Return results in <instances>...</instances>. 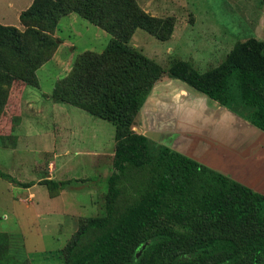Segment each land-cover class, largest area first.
<instances>
[{"label":"trees","instance_id":"trees-1","mask_svg":"<svg viewBox=\"0 0 264 264\" xmlns=\"http://www.w3.org/2000/svg\"><path fill=\"white\" fill-rule=\"evenodd\" d=\"M69 12L111 38L101 53L77 57L51 97L114 124L115 172L108 178L105 213L79 223L64 247V264H264V193L133 130L166 72L264 131V40L236 42L221 63L203 72L181 59L165 71L129 41L138 28L169 39L174 17L150 15L135 0H82L74 7L68 0H33L19 15L24 33L0 23V109L21 88L13 82L39 87L35 70L43 55L33 45L59 41L36 27L54 28ZM106 16L113 22L103 21ZM15 56L29 65L16 68Z\"/></svg>","mask_w":264,"mask_h":264},{"label":"rangeland","instance_id":"rangeland-1","mask_svg":"<svg viewBox=\"0 0 264 264\" xmlns=\"http://www.w3.org/2000/svg\"><path fill=\"white\" fill-rule=\"evenodd\" d=\"M68 1L74 7L82 0ZM135 1L150 15L175 19L168 40L160 41L140 28L131 38L132 45L137 44L141 52L155 58L165 71L171 62L181 59L203 72L221 63L236 42L251 37L264 40V0ZM68 14L80 22L71 21ZM66 15L54 28L36 27L48 40L59 41L45 48L40 43L33 45L34 52L43 55L35 70L39 87L13 82L20 91L16 89L0 109V264H12L5 260V232L11 236L12 254L25 260L21 264H64V247L79 223L106 211L108 178L115 172V126L77 106L55 102L51 96L55 83L69 78L75 59L85 52L101 53L111 34L75 12ZM5 16L1 24L14 26L20 33L27 29L14 10ZM103 21L113 22L109 16ZM25 39L22 37V41ZM9 43L13 45L12 38ZM28 65L20 56L14 57L16 68ZM169 79L165 72L148 96L151 98L153 89L156 99L167 94ZM147 128V119L138 112L133 130L143 134ZM50 163L55 165L52 176L47 171ZM49 179L60 181L61 188L70 186L71 193L52 202L46 190L56 187L47 182ZM26 182L35 186L27 190ZM30 192L34 198L28 195Z\"/></svg>","mask_w":264,"mask_h":264},{"label":"crops","instance_id":"crops-1","mask_svg":"<svg viewBox=\"0 0 264 264\" xmlns=\"http://www.w3.org/2000/svg\"><path fill=\"white\" fill-rule=\"evenodd\" d=\"M32 1L0 0V23L5 21V15L10 10L15 11L19 20L20 13L27 9ZM68 16L67 18L72 19L71 21L80 22L76 16L72 14ZM63 22L61 20V23ZM81 24L89 29L85 23ZM129 42L131 43V39ZM133 46L138 47L137 44ZM149 58L155 60L151 56ZM169 80L171 85L167 89L170 91L167 94H160L159 99H156L157 92L153 89L151 98L147 97L139 111L143 118L147 119L148 128L144 129V133L146 131L157 132L159 133V144L168 145L173 150L216 169L255 191L263 192L264 131L220 106L217 101L197 93L185 82L175 78ZM162 138L164 141H160ZM52 164L50 163L47 169L50 176L55 170V165L53 164L52 169ZM54 181L59 183L60 189L46 190L52 202L71 193L70 186H67L68 189L61 188V182L57 179ZM26 183L27 190L35 186L34 182ZM28 195L34 198L32 192ZM21 200L23 202L25 199ZM21 200L19 199L18 202ZM5 233V260L12 264L18 263L22 259L10 251L11 236L8 232Z\"/></svg>","mask_w":264,"mask_h":264},{"label":"water","instance_id":"water-1","mask_svg":"<svg viewBox=\"0 0 264 264\" xmlns=\"http://www.w3.org/2000/svg\"><path fill=\"white\" fill-rule=\"evenodd\" d=\"M203 95V94H202ZM219 104V103H218ZM220 105V104H219ZM220 106H222V107H225V106H223V105H220ZM226 108V107H225ZM227 110H229L228 108H226ZM229 111H231V110H229ZM234 113V112H233ZM245 120V119H244ZM250 123V122H249ZM144 135L145 136H147L148 138H151L152 140H154L155 142H159V133H157V132H153V131H146L145 133H144ZM168 146V145H167ZM169 147V146H168ZM170 148V147H169ZM172 149V148H171ZM176 151V150H175ZM178 152V151H177ZM185 155V154H184ZM187 156V155H186ZM193 159V158H192ZM214 170H216V169H214ZM218 171V170H217ZM146 245L145 244H143L142 245V248H144ZM141 252V249L139 250V253Z\"/></svg>","mask_w":264,"mask_h":264}]
</instances>
